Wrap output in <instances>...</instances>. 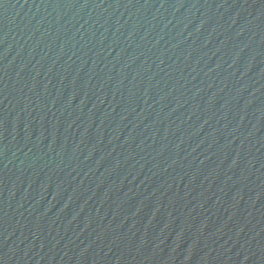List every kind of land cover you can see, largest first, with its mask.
<instances>
[{
  "label": "water",
  "instance_id": "95a60500",
  "mask_svg": "<svg viewBox=\"0 0 264 264\" xmlns=\"http://www.w3.org/2000/svg\"><path fill=\"white\" fill-rule=\"evenodd\" d=\"M0 264H264V0H0Z\"/></svg>",
  "mask_w": 264,
  "mask_h": 264
}]
</instances>
